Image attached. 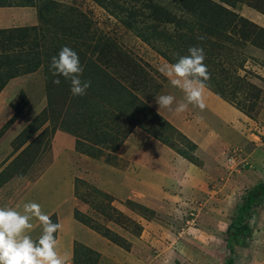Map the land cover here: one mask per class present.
Returning a JSON list of instances; mask_svg holds the SVG:
<instances>
[{"label": "rangeland", "instance_id": "374dc122", "mask_svg": "<svg viewBox=\"0 0 264 264\" xmlns=\"http://www.w3.org/2000/svg\"><path fill=\"white\" fill-rule=\"evenodd\" d=\"M152 1L160 10L159 17L149 12L143 0H127L118 5L125 14L134 9L137 15L129 20L135 23L136 31L155 27L168 31V36L176 38L174 23L162 20V15L171 13L176 17L175 22L179 21L182 5L177 3L182 1ZM209 2L218 6L215 7L218 16H213L201 32L194 33V41L203 37L207 41L205 44L209 45V50H204L205 60L208 52L217 51L223 57L220 56L219 60L222 58L220 62L228 74L239 79L227 81L228 90L235 83L243 86V90L235 92V101L247 102L252 110L248 117L243 118V122L233 118L232 124H237L240 135L248 136L244 145L239 147L238 144L234 146L226 141L219 142L218 136L211 138L216 135L211 129L217 126V115L222 116V111L208 102L214 101L209 90L210 94L205 92L206 106L202 112L192 106L180 115L165 109L158 111L155 103L157 95L171 94L176 101H181L184 94L172 87L168 78L160 73L159 68L168 62L141 41L133 27L123 24L117 11L113 15L93 0H34V7H24L28 9L31 22L18 27L27 30V38L22 42L26 45L21 46L22 40L18 42L15 37L20 32H12L14 39L0 48L1 58H11L21 48L25 55L32 56L35 51L39 52L41 61L36 71L8 79L0 90V107L4 104L3 109L0 108V185L12 176L3 192H0V207L16 209L17 199L28 193L31 202L39 204L45 213L54 202L61 203L69 195L72 200L65 201L61 212L65 211L63 209L70 211L71 221L76 223L72 238L77 237L90 244L91 239L96 237L98 240L95 241H106L107 245L115 248L114 253H108V249L102 253L103 244L99 246L97 243L101 250L95 252L98 257L95 264H111L109 256L120 260L116 250L129 253L126 255L131 258L127 260L128 263L134 260L135 264H140V260L142 264H223L230 255L225 249V230L233 220V210L246 190L264 183V176L259 177L254 170L244 171L245 174L241 173L237 181L229 183L233 185V192L229 195L228 188H225L227 185L223 183L228 174L237 175L246 168L242 165L248 164L249 161L244 159L253 145H264V32L259 30H264V0ZM7 3H11L10 6L1 8H15L12 7L16 3L14 0ZM195 13L199 14L197 11ZM184 32L182 29L178 33L182 35ZM64 46L78 53L83 67L94 65L115 78L155 115L194 143L196 148L193 155L198 167L196 174H193L198 177L195 179L197 183L191 182L189 189H185L182 182L184 179L190 181L184 174L189 168L185 165L189 163L137 127L121 141L115 152L110 147L117 144L121 136L115 141H107L105 146L103 141L94 143L89 140L91 137L84 133V127L78 128L77 123L71 124L75 135L72 131L61 129L67 125V110L69 115L75 111L73 107L67 108L71 96L70 82L61 77L60 86L64 96L59 103L60 93L54 91L55 77L51 75L49 65L51 58ZM4 49L6 52H2ZM157 50L164 52L165 47L160 45ZM30 56L20 57L27 63ZM4 68L0 63V77ZM246 83L255 88L246 86ZM86 95L90 97L92 93L87 92ZM211 105L214 109L210 111ZM111 113L115 116L108 120L107 126L103 125L104 129H112L109 137L121 133V128H116L117 113L113 110ZM197 116L200 117L199 121ZM144 125L148 124L144 122ZM146 128L154 130L151 126ZM166 131L170 130L165 129V135L172 134L171 142L180 141L176 133ZM213 132L214 135H211ZM76 145L80 147L79 150H76ZM86 145L90 147L92 158L84 153ZM153 145L167 151L166 155L173 159V165L165 163L172 172L166 173L163 164L158 165L150 158L157 151ZM252 157L253 161L260 160L256 159L255 153ZM179 162L184 164L183 169L176 166ZM254 164L257 167L258 163ZM51 165L50 171L35 187L37 179ZM249 173L253 176L250 177ZM75 179L80 181L77 183L76 197L70 194L71 186L70 191L67 188L69 181L73 188ZM249 181L252 184L248 186ZM138 205L142 206L143 211L137 208ZM75 210L87 216L100 232L105 228L124 240L128 250L120 249L77 222L72 216ZM101 210H105L107 216L98 212ZM242 217L247 220L250 233L245 237V244L234 247L231 255L234 264H264V201L259 207L243 213ZM50 218L57 223L55 215ZM67 222L63 227L68 229L72 225L70 221ZM40 230V225L36 226L31 235L34 240L39 237ZM63 235L66 236V232ZM140 237L142 247L135 243ZM82 242L73 240L71 247L74 258L64 257L65 264L94 263L90 260L94 259L93 255L83 253L80 247L84 246ZM134 243L137 245L135 252L131 248ZM63 245L66 244L62 243L61 247ZM155 245L163 249L169 247L170 251L156 259Z\"/></svg>", "mask_w": 264, "mask_h": 264}, {"label": "trees", "instance_id": "16d2710c", "mask_svg": "<svg viewBox=\"0 0 264 264\" xmlns=\"http://www.w3.org/2000/svg\"><path fill=\"white\" fill-rule=\"evenodd\" d=\"M8 1L4 2V0H1L0 8L10 6L11 3H7ZM93 1L101 8L108 10L113 15L117 11L120 21L130 28L133 27V30L135 31L137 37L144 43L150 45L152 49L156 50L160 57H162L169 64L175 63L178 60L179 56L187 55L189 47L199 46L202 47L204 50H209V45L205 44V42H207L205 41V39H200V37L199 39H197V41H194V33L201 32L204 28V25H206V23L209 22V20L213 16H218L217 14L219 13L217 12V10H215L218 6L215 3L209 2V0H179L182 1V3H177L182 5L180 11L182 15L181 17H179V21L175 22L176 17L171 13H164L162 15V20H165L168 23H174L176 31V33L174 34L177 35L176 38H172L168 36V31L157 30L155 27L147 28L146 31L145 29L144 31H136L135 23L129 20L130 17L133 16V18H135V16L137 15L134 9L131 8L130 10H128V13L125 14L121 5H118L119 2H125L127 0ZM14 2L16 3H12V7H34V0H14ZM143 2L145 6L150 10L149 12H151V14L155 13L158 17L160 16V10L152 0H143ZM210 5L214 8V10L210 7ZM206 8L207 10H205ZM196 11L199 12L198 15H196ZM182 29H184L185 32L180 35V33L178 32ZM259 30L260 32H264V30L262 29ZM12 32H20V35H12ZM4 34L6 36L4 37L5 39H3ZM13 36L17 38L18 42L19 40H22L21 43L24 42V40H26L27 38L26 28L12 29L11 31L0 30V48L3 46V44H10L9 42H11V39H14ZM24 44L25 43H22L20 45L23 46ZM160 45L165 47L164 52L157 50ZM22 51L23 49L20 48L17 55L11 58L0 57V63H3V67H6L1 71L2 77H0V90L5 85V82L8 79H12L14 77H17L18 75L34 72L40 66L41 61L39 60V52L35 51L32 56H30L31 54L25 55L24 51V55H22ZM2 52H6V50L4 49ZM19 53L21 57L30 56V58L27 60V63H25L26 60L24 61L23 59H21ZM208 53L209 54H207L206 57L207 60L204 61L210 73V80L208 81L207 90H209V92H211L220 100L226 102L235 110L239 111L244 116L248 117L247 114L251 112L252 108L247 105V102H236L234 97L235 92L238 89L243 90V86L235 83L232 89L228 90L226 84L227 81H230V79L233 80L235 78V81L239 79L235 76L232 77L231 74H228L226 68L223 67L222 63L220 62L223 58L222 55H220L217 51H210ZM220 56L222 58L219 60ZM89 66L90 65H86V67H84L85 74L82 79L91 81V87L87 90V92L92 93V95L90 97L88 95L78 97L73 96L71 94L67 108L70 109L73 107L75 111H73V113L69 115L68 110L66 109V124L68 126H63L61 129L66 130V132H73L74 129H72L71 124L77 123L79 125L78 128L84 127V133H86L88 137H91V139L89 140L93 141L94 143H102L103 141L105 146H107V141H115L119 136H121L117 144L114 143L113 146L110 147V149L115 152L116 149L119 147L121 141L131 132L133 128L137 127L143 132H145L149 137L153 138L162 145L174 151V153H176L182 159L186 160L188 163L198 167V161L193 155V152L196 147L194 143H192V141L187 139L184 135L179 133L168 123H166L157 115H155L148 106L142 103L141 100H138L133 93L126 90L124 86L119 84L115 78L109 77L100 69L95 68L94 65L92 67ZM104 75H106L105 78H103ZM246 86L251 88L253 87V89L255 88L254 86L248 83H246ZM54 91L55 93H60L58 102L61 103L62 97L64 96L62 93L63 88L60 86V84H55ZM245 96L248 95L246 94ZM244 101L246 100L244 99ZM111 110L117 113L116 128H121V133H116V135H114L113 137H109V134L112 129L103 128V125L107 126L106 124H108V120L112 119V117L115 116L111 113ZM65 112L63 115H65ZM104 121L106 122L103 124ZM144 122L148 125H144ZM145 126H151L152 128H154V130H150ZM165 129L170 130L166 132L176 133V135L179 136L180 141L171 142L172 134L169 133V135H165ZM73 135H75L74 132ZM174 143H176L177 145L175 146ZM79 146L82 145L79 144ZM79 146L76 145V150H79ZM89 148L90 147L88 145L85 146L84 153L87 155L90 154ZM88 156L92 158L93 154L91 153ZM242 166H244V164ZM79 182L80 181L78 179H75L73 182L72 193L75 197L77 195V183ZM263 201L264 183H258L257 185L246 190L244 192L243 197L240 198L239 203H237L232 213L233 220H231L225 230V234L227 237L225 241V249L230 253V255L224 259L223 264H234V260L231 257V255L234 253V247H240L245 244V237H247L250 233V230L248 228V222L242 217L243 213L253 207H259V205H261ZM137 208L143 211L142 206L138 205ZM98 212L105 215V210H101ZM72 216L77 222L83 224L85 227L95 232L111 244L119 247L120 249L128 250V244L125 243L124 240H122L120 237H118L108 229L103 228V232H100L99 228L93 226L87 216L79 213L76 210L73 211ZM80 247L82 248L83 253L85 255L91 254L94 256V259L90 260H93L92 262L94 263L92 264H95L98 258L97 253L84 246ZM72 258H74V255L72 256Z\"/></svg>", "mask_w": 264, "mask_h": 264}, {"label": "clouds", "instance_id": "9594fccd", "mask_svg": "<svg viewBox=\"0 0 264 264\" xmlns=\"http://www.w3.org/2000/svg\"><path fill=\"white\" fill-rule=\"evenodd\" d=\"M204 60V49L192 46L188 48L187 55L179 56L175 63H166L159 68L171 86L184 94V98L176 101V97L171 94L157 95L155 103L158 111L165 109L180 115L189 106L201 112L205 109V92L210 73ZM49 71L55 77L54 84L59 85L61 77L70 82L73 96L82 97L91 87L90 80L82 79L85 69L78 53L68 46L62 47L51 58ZM196 119L199 121L200 117L197 116ZM34 220L41 229L36 240L30 235ZM60 229L61 225L53 222L35 202L25 203L23 212L0 207V264H65L64 258L57 251L56 234Z\"/></svg>", "mask_w": 264, "mask_h": 264}, {"label": "crops", "instance_id": "0c3cea01", "mask_svg": "<svg viewBox=\"0 0 264 264\" xmlns=\"http://www.w3.org/2000/svg\"><path fill=\"white\" fill-rule=\"evenodd\" d=\"M29 20H30V14H28V9L27 8H24V7L23 8L15 7V8H9V9L8 8H0V30H7V28H18V27H21V26H25V24H27V22H31ZM206 92H207V94L209 93L207 90H206ZM211 96L213 97L214 101L209 100L208 102H210V104L216 105L217 108H220L221 111H222V116L221 115H217V118L219 119L218 123H217V126L216 127L213 126V128L211 129V130L214 129L213 131L215 132L216 135H214V132L212 134L210 133L211 135H214L211 138L215 139L218 136V138H220L219 142L226 141L227 143H230V144H232L234 146H237V144H238L239 147L244 145L246 140H247L246 138L248 136L240 135V133L238 131V128H237V124H232V123L234 122L233 118H235V120H238V122H239V121L244 120L245 116L243 114L239 113L233 107L229 106L228 104H224L223 101H221L220 99H218L214 95L211 94ZM208 102H206V104H208ZM3 107H4V104L0 108L3 109ZM210 107L212 108V109H210V111L214 109V107L212 105ZM232 125H234V127H232ZM209 126H211V125H209ZM56 138L59 141V137H57V133H56ZM217 142H218V140H217ZM53 145L55 147H57L56 144H53ZM153 149L154 150L156 149L158 152L156 151L154 154H152L150 156V158H152L155 162H157L158 165L163 164L164 167H162V168L165 170L166 173L168 171L172 172L173 170L169 169L170 167L167 164L173 165L171 163V162H173V159L170 157V155H168V154L166 155L165 152H167V151H164L162 148L156 147L154 145H153ZM250 151H251L250 153H252V154L249 153L250 154L249 155L247 153L246 157H245V160H246V162L247 161H249L250 163L252 162V164L249 165V162H248V164H244V166H246V168L243 171H241L239 174H237V175L228 174L227 176L224 177L225 180L223 181V183L225 185H227L225 188H228V189H226L227 192H228V195L233 192L232 191V186L233 185H230L229 183H233L234 181H237L239 179L238 177H239V175H241V173L245 174L248 170H254L255 174L258 172L257 174H258L259 177L260 176L261 177L264 176V167H261L264 164V157H263L264 156V145H260V146L253 145V148ZM253 153L256 154V159L259 158L260 160L253 161V157H252ZM209 157L213 158L211 156H209ZM254 162L258 163L257 167L254 164ZM165 163H167V164H165ZM177 164L178 165H176V166L178 167V169L179 168L183 169V165H184L183 163L179 162ZM185 166H189V168H187L185 170L184 174L186 175L187 178L190 179V181L187 180V179H184V181L182 180L183 181L182 185H183V187L185 189H187L188 187H190L191 182L197 183L195 179L198 178V177L194 175V174H196L195 173L196 172L195 170L197 169L196 166H194V165H192L190 163L188 165H185ZM51 168H52V165L50 167H48L44 171V173L37 179L36 183L34 184L35 187L43 180V177L45 176V174H47L50 171ZM244 171H245V173H243ZM179 175L182 177L181 174H179ZM70 176L71 175L69 174V177H68L69 179H70ZM249 176L251 177V176H253V174L249 173ZM11 177L9 176L8 179L6 178L7 180L4 181L6 183L2 182V184L0 185V192H3V189L5 188V184H7V181H9V179ZM66 178H67V176H66ZM182 178H184V177H182ZM101 180L98 179V181H101ZM247 183H248V186H249V185L252 184V181L251 182L249 181ZM70 186H71V191H70ZM67 188L69 189L70 194H72V184L70 183V181H69V184H68ZM32 190H34V189H32ZM30 196L31 195H28V193H27V194L22 195L21 197H19L17 199L16 206H15L17 211L23 212V205L25 203H27V202H31V197ZM113 196L116 197L115 195H113ZM68 198H69V195H68V197L66 199H63L61 203L54 202L53 205H51L50 209L45 211V214H47L49 216L55 215L57 223H59L61 225L60 231L56 234L57 251L63 258L65 257V258H69L70 259V258H72V247H71V244H72L73 240L75 242H82V241L79 238H77V237L75 239H74V237L72 238V236H75L74 231H75L77 226H76V223L71 221V218H70V215H69L70 211H68L67 209H63L62 208L65 211L63 213L61 212L62 211L61 210V206L64 203H66L65 201L66 200H69V201L72 200L71 198H69V199ZM67 221H70V223L72 225V226L68 227V229L66 227H63L64 225L68 224ZM32 223H33V228L30 230V235L34 234V230L36 229V226L39 225V223L37 221H35V220ZM63 232H66V236L63 235ZM141 238L142 237H140L135 242L137 245L142 244L143 241L141 240ZM91 240H93V241L89 240L90 244H87L86 242H82V244L84 246H87L89 249L93 250L94 252H98V249L101 250L99 248V246L103 244L102 246L104 247V249H103L102 253L107 251V249L109 250L108 253H114L115 248L114 247H110L109 245H107L106 241H105L106 244L102 243V241H95V240H98V239H96V237H95V239L92 238ZM155 241H158V240L156 239ZM62 243L66 244V245H63L61 247ZM97 243L99 244V246H98ZM135 243L131 247L134 250V252L136 251L134 248H135V246H137V245H135ZM145 245H148V244L146 243ZM139 247H142V246L140 245ZM155 247H156L157 254L155 255L154 258H156V259H157V257L161 258L164 254L166 255V253H168L170 251L169 247H165L166 249H163L162 247H157L156 245H155ZM116 253H117L118 257H120V260H117L116 258H113L112 256H109L108 260H110L111 264H135L134 260L131 263H128L127 260H129L131 258L127 257L126 255H129V253H124L123 251H120V250H116ZM125 257H127L126 260H124ZM137 258H139V257L137 256ZM142 263H143V261L140 260V264H142Z\"/></svg>", "mask_w": 264, "mask_h": 264}]
</instances>
